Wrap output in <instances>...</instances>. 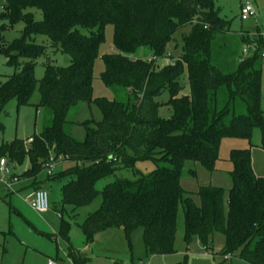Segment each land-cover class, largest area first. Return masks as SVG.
<instances>
[{
  "label": "trees",
  "instance_id": "1",
  "mask_svg": "<svg viewBox=\"0 0 264 264\" xmlns=\"http://www.w3.org/2000/svg\"><path fill=\"white\" fill-rule=\"evenodd\" d=\"M2 8L0 53L14 73L0 81V117L13 100L18 109L30 105L38 88L36 108L51 111L53 118L31 137L32 143L28 139L3 143L0 161L22 166L29 160L30 168L22 177L34 180L52 160L68 164L47 177V181L68 179L61 190L64 207H72L76 216L78 209L102 197L101 208L81 224L88 242L108 229L122 227L130 237L141 228L148 254H174L177 217L183 206L187 247L196 240L211 250L215 235L220 234L225 239L221 252L225 260L237 256L248 264H264V177L255 176L250 150L231 152L228 208L222 188H201L200 205H196L181 185L186 162L215 170L222 138L250 139L259 128L264 149L260 67L264 36L249 41L250 56L234 72L225 73L212 64L213 42L229 30L215 0H5ZM30 8L40 10L43 19L36 21L31 12H25ZM5 22L11 27L23 23L21 37L6 43ZM108 26L114 29L113 51L102 57L105 70L100 78L107 87L126 89V102L93 98L94 66ZM187 28L181 53L174 59L166 47L177 32ZM37 36H46L55 52L71 59L67 67L48 61L41 80L36 79L35 70L47 52L35 42ZM165 58L170 62L160 66ZM185 71L189 95L181 94ZM223 89L227 100L221 105ZM165 92L168 99L159 101ZM81 102L98 106L102 120L84 122L86 138L78 142L64 126L69 111ZM162 108L170 109L172 116L161 118ZM4 129L0 120V133ZM140 161H151L156 168L136 180L116 178L97 190L99 181L121 170L134 171ZM67 230L63 222L64 239ZM69 256L74 264H87L84 255L70 251Z\"/></svg>",
  "mask_w": 264,
  "mask_h": 264
},
{
  "label": "rangeland",
  "instance_id": "2",
  "mask_svg": "<svg viewBox=\"0 0 264 264\" xmlns=\"http://www.w3.org/2000/svg\"><path fill=\"white\" fill-rule=\"evenodd\" d=\"M254 14L249 19L243 20L241 16L242 0H215L220 17L229 23L228 32L219 33L213 42L212 64L224 71L231 73L236 70L242 59L250 56L251 52L244 54L249 41L259 35L264 36V0H251ZM5 0H0V14L3 12ZM36 21L43 19L42 12L38 9H27ZM3 36L6 43L21 37L24 24L19 23L10 26ZM190 29L177 32L168 43L166 49L174 59H177L182 49V37ZM112 26L106 29L105 40L100 46L99 56L95 62L93 83V98H107L126 102L128 91L122 87H107L101 80V74L105 70L102 57L113 51ZM35 42L46 47V56L37 61L35 77L41 80L45 74V65L49 61L59 67L70 65L69 55L55 52L46 36L35 37ZM264 53V52H263ZM170 62L169 59H161L160 66ZM262 69V110L264 112V59L260 63ZM14 68L7 64V58L0 53V81L4 82L6 76H11ZM182 95L190 94L187 71L180 78ZM168 99L165 92L159 101ZM227 100V92H220V104ZM40 102V93L37 88L32 96L31 104L17 108V102L11 101L0 120L5 129L0 133V146L10 143L15 139L27 140L34 135H39L46 126L52 122L53 115L47 109L37 110ZM239 109H243L241 103H237ZM161 118H170L172 111L162 108L159 111ZM68 123L64 130L73 139L83 142L86 138V128L82 125L86 121H101L102 113L98 106L81 102L72 108L67 116ZM233 150H250L251 166L255 176L264 177V149L262 148V135L259 128H255L250 139L244 137H225L220 142L219 160L215 164V170L209 171L202 164L186 162L181 175L182 188L191 193L196 205H200L198 192L204 187H217L225 190V207L228 208V193L232 187L230 172L233 165L230 161ZM1 162V161H0ZM27 162L21 167H12L11 173L3 172L0 165V261L1 264H74L69 252L77 256H86L87 264H248L237 256L226 259L221 256L225 239L222 235H215L211 250H205L195 240L189 247L184 243L185 213L180 206L177 217V233L175 238V253L171 255H150L146 251L143 229L135 230L130 237L122 227L108 229L97 234L92 242H88L81 224L89 214L96 212L102 206V197L98 195L93 203L77 210L76 216L72 207H64L62 204V186L68 179L50 181L45 184L49 195V211L39 214L32 210L27 201L28 192L19 191L18 184L11 189L5 186L13 177H19L25 171ZM63 162H55L54 174H58ZM161 163L160 166H167ZM156 168L151 161H140L136 169L118 171L116 176H109L97 183V190H102L106 184L117 179L136 180L141 173L148 174ZM46 172L42 178H46ZM36 189H41L39 186ZM68 224L66 239L61 236L62 223Z\"/></svg>",
  "mask_w": 264,
  "mask_h": 264
},
{
  "label": "built area",
  "instance_id": "3",
  "mask_svg": "<svg viewBox=\"0 0 264 264\" xmlns=\"http://www.w3.org/2000/svg\"><path fill=\"white\" fill-rule=\"evenodd\" d=\"M254 14V7L252 5L251 0H242L241 5V16L243 20H247L250 18L251 15ZM251 48L248 47L247 49H244V54L250 52ZM28 143H32L33 139H28ZM59 161H63L62 159H59ZM55 162L57 161H51L46 166V172L48 175H53ZM0 165L2 169H4V166L6 165V160H1ZM19 182V177H13L12 181L6 182L5 186L8 189H11L14 184ZM27 201L29 202L30 207L32 210L39 214H43L49 211L50 205H49V195L48 192L45 189H37L33 191L28 197ZM49 264H56L54 262H49Z\"/></svg>",
  "mask_w": 264,
  "mask_h": 264
},
{
  "label": "crops",
  "instance_id": "4",
  "mask_svg": "<svg viewBox=\"0 0 264 264\" xmlns=\"http://www.w3.org/2000/svg\"><path fill=\"white\" fill-rule=\"evenodd\" d=\"M255 38V37H254ZM7 162V161H6ZM28 163L26 168H25V171L23 173H25L27 170H29L30 168V162L29 160H26L25 163ZM24 163V164H25ZM23 164V165H24ZM22 165V166H23ZM21 167V166H18L17 164H12V167ZM68 167V164L66 163H63L61 165V169L59 170V172L63 171L64 169H66ZM3 170V169H2ZM12 170V168H11ZM46 171H43L42 173H44ZM58 172V173H59ZM42 173L36 178V180L32 179V178H26V177H22V175H19V182L17 183L18 185V189L19 191H26L28 192V196L36 190V187L39 186L41 189H45V184L50 182V181H47V177H48V174H46V178H42ZM47 173V172H46ZM46 190V189H45ZM47 191V190H46Z\"/></svg>",
  "mask_w": 264,
  "mask_h": 264
},
{
  "label": "water",
  "instance_id": "5",
  "mask_svg": "<svg viewBox=\"0 0 264 264\" xmlns=\"http://www.w3.org/2000/svg\"><path fill=\"white\" fill-rule=\"evenodd\" d=\"M11 168H12V163L7 161L6 165L4 166L3 172L6 174H10L11 173Z\"/></svg>",
  "mask_w": 264,
  "mask_h": 264
}]
</instances>
